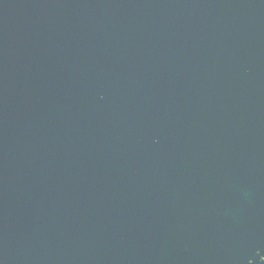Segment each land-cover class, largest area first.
I'll return each mask as SVG.
<instances>
[{
  "label": "water",
  "instance_id": "95a60500",
  "mask_svg": "<svg viewBox=\"0 0 264 264\" xmlns=\"http://www.w3.org/2000/svg\"><path fill=\"white\" fill-rule=\"evenodd\" d=\"M0 264H264V0H0Z\"/></svg>",
  "mask_w": 264,
  "mask_h": 264
}]
</instances>
